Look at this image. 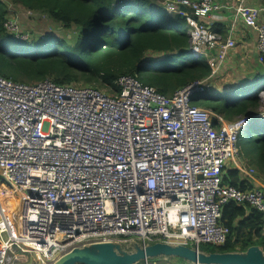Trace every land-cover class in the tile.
Returning a JSON list of instances; mask_svg holds the SVG:
<instances>
[{
  "label": "built area",
  "instance_id": "built-area-1",
  "mask_svg": "<svg viewBox=\"0 0 264 264\" xmlns=\"http://www.w3.org/2000/svg\"><path fill=\"white\" fill-rule=\"evenodd\" d=\"M161 5L185 18L189 52L205 57L210 68L209 76L171 96L131 75L118 78L114 95L0 76V179L18 200L17 212L3 214L0 264H53L72 248L97 242L219 247L230 233L221 221L224 205H247L264 215V189L254 186L253 168L239 166L252 189L222 180L228 162L240 155L239 135L264 120V90L258 112L232 121L190 101L194 91H212L240 25L254 32L264 63V6L247 0ZM226 13L223 35L213 24L226 21ZM3 28L23 39L15 19Z\"/></svg>",
  "mask_w": 264,
  "mask_h": 264
},
{
  "label": "trees",
  "instance_id": "trees-1",
  "mask_svg": "<svg viewBox=\"0 0 264 264\" xmlns=\"http://www.w3.org/2000/svg\"><path fill=\"white\" fill-rule=\"evenodd\" d=\"M162 1L0 0V76L26 84L51 80L59 85L92 86L114 95L118 78L131 75L160 94L171 96L209 76L210 68L205 57H187L190 52L185 18L165 16ZM257 1L264 5V0ZM10 4L46 16L57 27L56 31L30 37L28 41L16 39L3 28L11 16ZM216 26L221 28L222 24ZM226 27L221 29L224 33ZM235 91L219 96L197 90L191 95V105L199 107L203 101L213 99L204 108L226 121L257 111L258 94L239 102ZM238 147L244 163L264 178V130L241 133ZM239 177L237 169L227 171L223 184L253 188ZM16 206V193L1 182L0 217L11 214L9 210ZM221 221L230 231L226 243L219 247L201 245V251L245 252L251 246L264 249L261 212L247 205L228 203L222 209Z\"/></svg>",
  "mask_w": 264,
  "mask_h": 264
},
{
  "label": "water",
  "instance_id": "water-1",
  "mask_svg": "<svg viewBox=\"0 0 264 264\" xmlns=\"http://www.w3.org/2000/svg\"><path fill=\"white\" fill-rule=\"evenodd\" d=\"M171 258L181 259L184 264H264V251L259 246H251L245 252L207 253L162 242L146 246L132 242L127 247L118 242H97L74 247L53 264H137Z\"/></svg>",
  "mask_w": 264,
  "mask_h": 264
},
{
  "label": "crops",
  "instance_id": "crops-1",
  "mask_svg": "<svg viewBox=\"0 0 264 264\" xmlns=\"http://www.w3.org/2000/svg\"><path fill=\"white\" fill-rule=\"evenodd\" d=\"M221 3L233 5L235 1L232 2L231 0H221L218 4ZM247 4L256 8L264 6L257 0H247ZM229 17L230 13H226V21L214 23L213 29L225 35L226 33H224V29H221L225 28V25H228ZM261 20L264 21V13L261 14ZM205 21L208 23L207 20ZM217 23L222 24L221 28L219 26H216ZM234 36L237 43L236 47L230 51L226 63L220 70L218 74L219 76L215 81V88L217 90H220L221 92L234 91L238 88V86L248 81L254 82L258 77L264 75V63H260L257 59L256 36L254 35V32L251 29L245 28L243 25H240ZM254 78L255 80H252ZM244 160L245 159L243 158V156L239 155L235 160L230 161L225 167L223 176L227 171L233 169H237L239 171V166L241 162H244ZM239 176L241 180H249V178L247 177L244 178L242 173H239ZM254 177V186L264 189V178H262V176L258 177L257 173Z\"/></svg>",
  "mask_w": 264,
  "mask_h": 264
},
{
  "label": "rangeland",
  "instance_id": "rangeland-1",
  "mask_svg": "<svg viewBox=\"0 0 264 264\" xmlns=\"http://www.w3.org/2000/svg\"><path fill=\"white\" fill-rule=\"evenodd\" d=\"M214 1L219 3V1H221V0H214ZM8 8H9L10 15H11L10 18L15 19L16 21H18L19 29L21 31V33H20L21 35L20 36H23V39L20 38V40H26L24 38L25 35L28 37V39L30 37L39 38V37H43L45 34H48V33L56 31L57 27H54L51 24V22L48 21V18L46 16L42 15V14L30 12V11H28V10L22 8V7H19V6H16V5H12V4H10L8 6ZM163 13H164L165 16H170V17L176 16V15H169L164 10H163ZM187 57L191 58L192 56L189 53V54H187ZM218 76L219 75H217L215 77V79L212 80L213 89H212L211 95H219V96L223 95V96H225L226 93H228L229 91H226V92L222 91L221 92L220 90H217L215 88V81L218 78ZM255 78L252 79V80H255ZM262 90H264V75L258 77L254 82H249L248 81V82L238 86V88L236 89L235 92H233V94H234L235 97L239 96V102H240L241 100L252 98V96L254 94H259ZM102 91H106V90H102ZM213 102H214L213 99H208V102L207 101H203L199 107H205V106H207L206 103L211 104ZM254 123H255V126L252 129L253 132H261V131L264 130V120H258V121L254 122ZM247 129L245 128L242 133L243 134H247V133L249 134V131ZM257 150L260 151V149H257ZM1 182L4 183L0 179V183ZM4 184H5V187L10 188L9 185L6 182ZM16 197H17V195H16ZM17 201L18 200L16 198V202ZM17 209H18V206H16L15 210H9V211L13 214L14 212L18 211ZM1 219L3 220V218H1ZM21 259H25V258H21ZM182 261L183 260H181V259L171 258V260H169L168 262L170 264H182Z\"/></svg>",
  "mask_w": 264,
  "mask_h": 264
},
{
  "label": "bare ground",
  "instance_id": "bare-ground-1",
  "mask_svg": "<svg viewBox=\"0 0 264 264\" xmlns=\"http://www.w3.org/2000/svg\"><path fill=\"white\" fill-rule=\"evenodd\" d=\"M262 127V126H261ZM249 130H251V128L249 129ZM15 192V191H14ZM16 193V192H15ZM2 228H3V224H2V219H1V217H0V229L2 230Z\"/></svg>",
  "mask_w": 264,
  "mask_h": 264
},
{
  "label": "clouds",
  "instance_id": "clouds-1",
  "mask_svg": "<svg viewBox=\"0 0 264 264\" xmlns=\"http://www.w3.org/2000/svg\"><path fill=\"white\" fill-rule=\"evenodd\" d=\"M158 5V4H157ZM254 112H251V113H249V114H253ZM248 115V114H247ZM254 126H255V123L253 124ZM254 126H253V128H254ZM252 128V127H251ZM253 131V130H252ZM262 249V248H261ZM263 251H264V249H262Z\"/></svg>",
  "mask_w": 264,
  "mask_h": 264
}]
</instances>
